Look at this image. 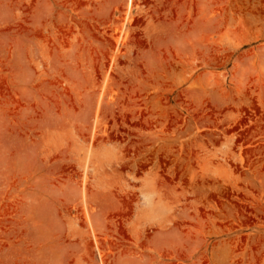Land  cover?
Listing matches in <instances>:
<instances>
[{
    "label": "rangeland",
    "instance_id": "1",
    "mask_svg": "<svg viewBox=\"0 0 264 264\" xmlns=\"http://www.w3.org/2000/svg\"><path fill=\"white\" fill-rule=\"evenodd\" d=\"M0 264H264V0H0Z\"/></svg>",
    "mask_w": 264,
    "mask_h": 264
}]
</instances>
